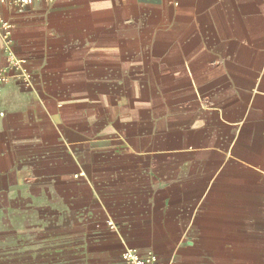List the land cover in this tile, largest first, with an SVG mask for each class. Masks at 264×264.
Segmentation results:
<instances>
[{
  "label": "crops",
  "instance_id": "crops-1",
  "mask_svg": "<svg viewBox=\"0 0 264 264\" xmlns=\"http://www.w3.org/2000/svg\"><path fill=\"white\" fill-rule=\"evenodd\" d=\"M0 14L9 264H264V0Z\"/></svg>",
  "mask_w": 264,
  "mask_h": 264
},
{
  "label": "built area",
  "instance_id": "built-area-1",
  "mask_svg": "<svg viewBox=\"0 0 264 264\" xmlns=\"http://www.w3.org/2000/svg\"><path fill=\"white\" fill-rule=\"evenodd\" d=\"M43 2L45 4H51L55 0H0L1 5H8L16 9L19 13H25L35 3ZM11 28L8 21L0 14V31H9ZM8 63L12 68L20 71L23 77H27L28 70L26 68V59H16L13 56H9ZM4 78H0V82H4ZM125 264H172L163 261L154 253H140L137 250H127L123 255Z\"/></svg>",
  "mask_w": 264,
  "mask_h": 264
},
{
  "label": "rangeland",
  "instance_id": "rangeland-1",
  "mask_svg": "<svg viewBox=\"0 0 264 264\" xmlns=\"http://www.w3.org/2000/svg\"><path fill=\"white\" fill-rule=\"evenodd\" d=\"M4 212L5 211L3 210L0 211V262H1L0 264H9L8 258L10 254L14 252L13 251L14 245H15L14 243L16 242V240L11 241L14 235L12 232H9V228L11 227V226L9 227V217L7 216V214H4ZM16 222L17 223L19 222V224H23V221L20 218H19V221L17 219ZM21 245H22V241H21Z\"/></svg>",
  "mask_w": 264,
  "mask_h": 264
}]
</instances>
